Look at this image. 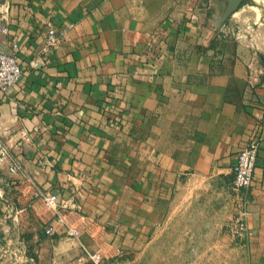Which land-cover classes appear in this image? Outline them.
<instances>
[{"label":"crops","instance_id":"obj_1","mask_svg":"<svg viewBox=\"0 0 264 264\" xmlns=\"http://www.w3.org/2000/svg\"><path fill=\"white\" fill-rule=\"evenodd\" d=\"M227 9L200 22L177 0H0V52L17 43L23 70L0 97V264H81V244L112 264L169 233L264 264V19ZM50 26L67 30L53 47ZM256 135L250 236L234 242V167ZM182 212L194 223L177 229Z\"/></svg>","mask_w":264,"mask_h":264},{"label":"built area","instance_id":"obj_2","mask_svg":"<svg viewBox=\"0 0 264 264\" xmlns=\"http://www.w3.org/2000/svg\"><path fill=\"white\" fill-rule=\"evenodd\" d=\"M4 33L7 29H2ZM66 29H57L53 26L47 28L45 43L49 47L62 43ZM18 44L13 43L8 53L0 54V97L13 88L22 76V64L17 57ZM260 147V136L256 135L253 140L243 146L237 155V162L234 167V179L232 189L234 191L233 209L230 219L225 225V233L235 242H245L250 236V228L247 222L249 197L248 192L253 183V176L257 164ZM11 171L19 170L17 165L10 167ZM44 203L52 208L58 207V197L53 194L43 195ZM77 236L76 230L70 232ZM47 235L53 234V226L46 229ZM82 253L78 258L81 264H104L106 256L99 251H93L84 244H81Z\"/></svg>","mask_w":264,"mask_h":264},{"label":"rangeland","instance_id":"obj_3","mask_svg":"<svg viewBox=\"0 0 264 264\" xmlns=\"http://www.w3.org/2000/svg\"><path fill=\"white\" fill-rule=\"evenodd\" d=\"M177 2L181 9L188 10L196 15L200 22L205 19L207 22L212 20L214 15L221 13L220 9L222 10L229 4L228 0H177ZM246 4H253L261 9L262 18L264 19V0H255V2L253 0H243L239 8ZM185 214L182 212L181 216L173 222L177 229L178 227L189 226L194 223L192 219H189L188 214ZM216 220L213 219V221ZM214 237L208 236L209 239ZM205 238L207 237L205 236ZM152 239L147 247L136 248L119 254V257L112 264H205V262L206 264H211L212 260V264H219L217 261L220 258L219 252L213 255L214 252L203 250V236L201 235H171L169 233L163 235V238L161 236L158 241H156L154 236ZM189 242L196 245L195 250L186 247ZM206 259H209L208 263Z\"/></svg>","mask_w":264,"mask_h":264},{"label":"water","instance_id":"obj_4","mask_svg":"<svg viewBox=\"0 0 264 264\" xmlns=\"http://www.w3.org/2000/svg\"><path fill=\"white\" fill-rule=\"evenodd\" d=\"M228 1H229L228 9H227L228 14L236 11L243 2V0H228ZM2 53H8V52H0V54Z\"/></svg>","mask_w":264,"mask_h":264}]
</instances>
